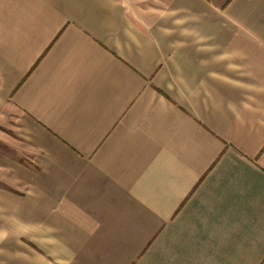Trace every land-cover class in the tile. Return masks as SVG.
Returning a JSON list of instances; mask_svg holds the SVG:
<instances>
[{
	"label": "crops",
	"instance_id": "0c3cea01",
	"mask_svg": "<svg viewBox=\"0 0 264 264\" xmlns=\"http://www.w3.org/2000/svg\"><path fill=\"white\" fill-rule=\"evenodd\" d=\"M0 126V264H264V0H0Z\"/></svg>",
	"mask_w": 264,
	"mask_h": 264
},
{
	"label": "rangeland",
	"instance_id": "374dc122",
	"mask_svg": "<svg viewBox=\"0 0 264 264\" xmlns=\"http://www.w3.org/2000/svg\"><path fill=\"white\" fill-rule=\"evenodd\" d=\"M134 14H137V10L136 8H134ZM0 131H2V126H0ZM10 131V130H7ZM0 150H2L3 152H10V154L12 156L18 157V155L24 153V147L22 146L21 143H19L18 141L14 142V146H6L5 143H3L2 141L0 142ZM1 186V184H0Z\"/></svg>",
	"mask_w": 264,
	"mask_h": 264
}]
</instances>
